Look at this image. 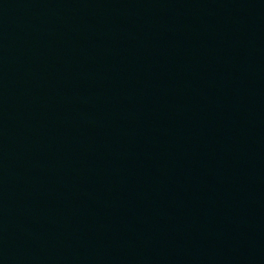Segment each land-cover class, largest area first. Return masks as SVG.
I'll return each mask as SVG.
<instances>
[{
	"label": "water",
	"instance_id": "1",
	"mask_svg": "<svg viewBox=\"0 0 264 264\" xmlns=\"http://www.w3.org/2000/svg\"><path fill=\"white\" fill-rule=\"evenodd\" d=\"M0 264H264V0H0Z\"/></svg>",
	"mask_w": 264,
	"mask_h": 264
}]
</instances>
